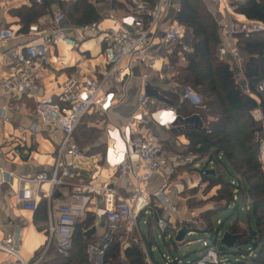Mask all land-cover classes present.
I'll return each mask as SVG.
<instances>
[{
    "label": "built area",
    "instance_id": "1",
    "mask_svg": "<svg viewBox=\"0 0 264 264\" xmlns=\"http://www.w3.org/2000/svg\"><path fill=\"white\" fill-rule=\"evenodd\" d=\"M35 1L41 4L44 0ZM123 1L130 11L112 28L89 26L74 28L70 31L63 25L64 14L56 12L50 31L42 32L39 27L31 26L28 35L34 40L23 46L8 49L2 54L3 64L8 68V74L0 78V95H12L19 98L32 97L37 92L40 76L51 65L49 56L51 48L60 45L77 48L87 32L92 35H102V56L106 70L100 80L96 77L84 83H80L77 78L68 80L63 86V92L58 97L57 103L39 102L31 112L32 132L44 125L53 126L61 133L62 138L55 152L54 167L51 174L41 173L34 178H18L17 186H12L8 194L15 198L23 210L35 213L41 199L36 196V187L45 183L50 184L51 191L45 195L48 208L46 243L34 258L28 261L19 252L18 235L9 234L0 240V253L5 255V259L0 264H43L54 241L58 253L66 255L72 247L75 229L89 218L97 222L104 220L108 225L102 239L87 248L89 264H105L107 252L115 238L122 242L123 247L128 246L127 234L134 230L140 232L141 216L151 215L152 218H156L158 229L165 239L169 238L176 242L178 234L186 232L183 243H178V246L187 245L186 239L193 235L194 228L202 227L199 230L203 232L206 229L202 226L203 219L200 218L199 221L193 219L191 222L193 229H189L184 224L180 229L173 227L177 207L172 203L170 191L176 187L173 185V177L176 175L177 166L192 164L199 171L202 168L194 163V157L183 158L180 155L171 154L147 133L145 129L148 125L147 117L154 101L145 91L149 86L146 80H143V91L138 95L141 113L134 115L129 124L116 126L106 131L108 136L106 162L116 174H119V178L123 180V187L129 191L130 196L124 197L114 187H103L95 183L96 175H94L92 183L84 185L83 193L79 191L63 199L53 197L57 187L75 184L80 170L76 158H81L83 153L74 140V133L82 120L88 114L103 117L113 107L111 96L103 92L104 84L109 80L120 82L132 76L133 67L136 64L147 62L153 67L155 60L152 50L158 40L166 48L180 46L182 50L179 56L182 61H185L186 54L194 52L191 43L186 42L185 27L178 24L175 19L168 18L173 0ZM223 33L230 37L236 34L247 36L261 34L264 33V22L247 18L244 21L230 20L223 26ZM16 36L12 28H1L0 44L8 47ZM37 37L41 38L40 42L36 41ZM218 56L221 61L230 65L234 73H242L243 57L238 48H230L226 38L220 43ZM160 78L166 80L168 77L166 74H161ZM244 91L257 102L258 108L252 116L256 122L261 123L264 132V80L258 84L256 91H252L249 87ZM180 94L183 101L193 106L199 107L204 103L203 96L190 86H182ZM256 138L261 144L260 161L264 164V140L259 132L256 133ZM209 166L207 170H215L214 162H211ZM204 175L207 174L203 169L199 172V181L192 187L204 191L209 185V182L204 181ZM156 176H161L164 183L152 195L148 194L146 188ZM2 179L5 181L4 176ZM232 184L238 185L236 182ZM237 193L238 190H234L235 201ZM90 194H104L106 197V206L93 214L89 212L92 200ZM216 236L218 238V235ZM141 245L144 247L147 264H157L153 258V248L148 250L145 249L144 243L141 242ZM162 257L165 264H182L180 256L163 254ZM189 264H229V262L226 263L222 259L211 240L204 239L202 255Z\"/></svg>",
    "mask_w": 264,
    "mask_h": 264
},
{
    "label": "crops",
    "instance_id": "2",
    "mask_svg": "<svg viewBox=\"0 0 264 264\" xmlns=\"http://www.w3.org/2000/svg\"><path fill=\"white\" fill-rule=\"evenodd\" d=\"M76 1L44 0L43 3L39 4L34 0L33 2L38 5L44 4L47 7V13L31 24L28 30H23L25 25L16 11L23 7L31 8L33 6L32 0H0V29L12 28L17 34L16 39L8 47L0 44V78L8 74V68L3 64L2 54L8 49L23 46L34 40L28 35L31 26L39 27L42 32L50 31L53 26L54 14L56 12L63 14L64 8ZM90 2L97 8L103 18L102 22L93 25L96 28H112L115 23L118 24L119 20L130 11L123 0H111V5L108 7L104 6L105 8H100L103 7L100 4V7H97L99 0H91ZM225 6L227 7V4ZM238 16L246 19L245 16L234 12L230 13L229 18L230 20H235ZM224 17H221L219 21V23L221 22L219 24L221 42L226 38L230 48H237L235 35L230 37L223 33V26L227 23ZM168 18L170 19V17ZM166 23L168 22L166 21ZM63 25L70 31L78 28L66 16ZM101 37L102 35H92L87 32L84 40L79 43L77 48L62 45L51 48L49 51L51 65L40 76L38 90L32 97L24 96L19 98L12 95H0V240L6 238L9 234H17L20 240L19 252L25 260H32L46 243L48 208L46 222L40 220L42 216H39L36 222V213L23 210L17 204L15 198L9 196L8 192L12 186H17L18 178H34L41 173L51 174L54 167L57 144L62 138L61 133L53 126H39L35 132H32L31 112L39 102L54 103L57 101L63 92L64 84L72 78L79 79L80 83H84L94 77L99 80L102 78L106 65L102 56L103 45ZM40 39L37 37L36 41L40 42ZM186 42L190 43L188 34ZM176 47L178 46L166 48L160 40L156 41L152 50V56L155 60L153 67L147 62L136 64L133 67L132 76L126 77L120 82L109 80L104 84L103 92L111 96L113 107L103 117L93 114L96 116V126L101 129L104 128L105 140L100 144L108 145L107 130H111L116 126L127 125L132 122L134 115L141 113L138 95L143 91V80H146L149 86L145 91L154 102H152L150 114L147 117L148 125L145 129L158 145L168 148L173 155H180L185 158L183 154L187 150L189 141L184 136L183 131L193 130L190 128V124L193 122H200L202 127L203 123L197 115L191 118L178 116L173 103L166 96V93L181 96V87L184 86L177 81L178 73L170 64V56ZM184 63L185 61L180 59V64ZM161 74H166L168 78L161 80ZM235 74L236 80L243 90L248 88V81L244 72H236ZM160 96L167 100H160ZM91 115L88 114L85 118L91 117ZM181 119H190L191 121L183 124ZM194 158V163L199 164L202 168L200 171L205 167H210L207 165L202 166V162L206 163L203 158ZM87 159L93 160L92 169L85 170L82 168L81 163L78 162V160L83 162ZM76 161L80 170L76 176L75 184L57 187L53 197L63 199L79 191L83 193L82 190L84 185H86L84 180L86 179L90 181L89 183H92L94 175H96L95 183L103 187H114L124 197L130 196L129 191L123 187V180L106 162L105 156L100 155L89 158L82 155L81 158H76ZM98 163H102V167ZM180 166L195 170L197 176H199L200 171L196 170L192 164L177 166L176 174ZM3 176L5 181L2 179ZM198 181L199 178L191 183L193 185ZM163 183V178L156 176L146 188V192L152 195ZM172 190L170 191V197L174 204L171 194ZM50 191L51 186L48 183L36 187V196L41 198L39 204L42 201L47 202L45 195ZM90 196L92 197L89 205L90 214L106 206L104 194H90ZM107 227L108 225L104 220L94 221V225L88 231V236L95 239L94 242H98L102 239ZM3 260L4 255L0 254V262Z\"/></svg>",
    "mask_w": 264,
    "mask_h": 264
},
{
    "label": "trees",
    "instance_id": "3",
    "mask_svg": "<svg viewBox=\"0 0 264 264\" xmlns=\"http://www.w3.org/2000/svg\"><path fill=\"white\" fill-rule=\"evenodd\" d=\"M33 1L31 8L23 7L16 11L25 25L23 30H28L31 24L47 13L44 4L38 5ZM90 1L77 0L64 8V13L72 24L89 27L102 22L101 14ZM232 7L238 15L264 22V0H239L234 2ZM176 20L185 27L194 52L186 54L185 63L180 64L179 53L182 49L178 46L170 56V64L178 73L177 81L198 91L203 96L204 103L196 107L183 101L178 95L166 93V96L170 98L178 116L191 118L197 115L201 119L203 123L201 130L183 131L189 141L183 155L201 157L206 160L207 166L214 162L216 176L204 175L203 179L209 182L210 188L220 187L215 200L226 203L205 215V218H208V225L204 232L220 234L225 222L215 220L218 213L232 204L238 211L241 198L245 207L251 206V210L246 213L250 216L251 211L253 212L256 231L259 233L254 238L248 229L236 222L228 231L233 235H241V241H256L258 249L250 254L254 255L250 264H264V164L260 161L261 144L256 138V133L259 132L264 140V132L261 123L256 122L252 116L258 108L257 102L238 84L236 74L230 65L220 60L218 56L221 43L220 27L203 1L180 0ZM235 38L237 48L243 57V72L248 86L252 91H256L258 84L264 80V33L249 36L236 34ZM85 119L74 133L75 142L85 157H95L99 154L105 156L107 146L98 143L104 131L96 126V116H92V121L89 122H84ZM163 148L170 152L169 149ZM206 170L207 167L204 168V172ZM225 170L232 178H237V186L225 177ZM234 190H238L236 201ZM35 213L36 222L39 216H42L40 220L46 222L47 202L42 201ZM153 219L154 217L150 221ZM219 221L221 222L218 223ZM93 225L94 221L91 218L79 225L75 229L72 247L68 253L64 255L57 252L58 254L55 253L50 261H44L43 264H89L86 251L95 239L88 236V231ZM141 234L148 248H152V244L143 233ZM216 242L219 243L218 240ZM175 245L178 246V243L175 242ZM53 252L54 250L49 251L48 255H52ZM235 253L240 254L236 251ZM125 262L147 264L145 252L135 241L123 247L122 242L115 238L107 252L105 264Z\"/></svg>",
    "mask_w": 264,
    "mask_h": 264
},
{
    "label": "rangeland",
    "instance_id": "4",
    "mask_svg": "<svg viewBox=\"0 0 264 264\" xmlns=\"http://www.w3.org/2000/svg\"><path fill=\"white\" fill-rule=\"evenodd\" d=\"M203 4L206 6V8L213 14L215 19L217 20L218 24L221 17L226 18L225 20L228 22L230 21L229 15L230 12H234V8L232 7V4L239 0H227L224 2L223 0H202ZM111 0H99V3L97 4V7L103 6L100 8H105L111 5ZM227 4V7L225 6ZM180 5V0H173L172 7L169 9L168 16L171 19L176 20V12L178 11ZM105 6V7H104ZM225 8V9H224ZM65 15V13L63 12ZM236 14V13H235ZM66 16V15H65ZM233 16V15H232ZM178 23V22H177ZM179 24V23H178ZM220 27V25H219ZM102 39V37H101ZM174 51H172V54ZM95 116V115H91ZM91 117H87L84 122L92 121ZM190 128L193 130H201L202 125L200 122H193L190 124ZM104 131V128H102ZM105 136L103 135L101 139L98 141V143H102L105 139ZM98 144V145H99ZM168 149V148H167ZM84 154V153H83ZM85 155V154H84ZM96 155V156H100ZM99 159V158H98ZM183 161V160H182ZM78 162L81 163V166L83 169L88 170L93 168V160L87 159L81 162L78 160ZM99 164V163H98ZM102 163L99 164L100 167H102ZM206 165L205 162H202V166L204 167ZM192 167V166H190ZM225 177L232 182H238L235 178H232L231 175L228 173V171H224ZM198 178L195 170H190L188 167L180 166L178 167V172L174 177L173 185L176 186L171 194L172 199L174 201V204L177 205V212L174 215L173 220V227L176 229H180L182 224L187 226L189 229H193L191 226V222L193 219L195 221H199L200 219H203L204 224L202 226L207 227L208 225V218H205V215L210 212L211 210H215L220 208V206H224L226 203L225 201H217L215 198H217L218 187L210 188V185L207 186V188L202 191L200 188L192 187V183ZM86 182L85 184H90V181L84 180ZM190 182V183H189ZM186 185V186H185ZM238 211L235 210V206L232 204L228 208L220 211L216 217L215 220H221L225 222V225L220 229V234H218V239L215 233L211 232H203L200 231L199 227L194 228V233L192 236H188L186 241L187 245L184 246H176L175 242L171 239H165L160 230L157 226L156 218L153 219L151 222V215L143 216L139 223L140 232L143 233V235L146 237V239L152 244V248L154 250L153 258L157 262V264H165V261L162 257L163 254L170 256L173 254L174 256H180L182 257V264H189L191 262L196 261L200 258L202 255L203 249H204V239H207L208 241L211 240L213 244L216 245V249L218 252L222 254V259L226 263L232 262V263H251L253 255L250 256V254L253 252L252 248L250 247H243L242 252L243 254H236L235 251H228L224 246H222L220 243H217L216 241L220 240L224 234L229 230L230 226L233 225V223H237L238 225L248 229L251 231H256L257 226L255 222V218L253 215V212L251 211L250 216L247 215V208L245 207V204L243 200L240 198ZM251 210V206L249 207ZM212 217V216H211ZM219 221L218 223H220ZM190 222V223H189ZM216 222V221H215ZM138 232L137 230H134L131 233L127 234V241L126 244L132 243V241L137 242L138 245H141V242L146 245L144 240L142 241V234ZM101 236V235H98ZM101 238V237H100ZM99 240V239H98ZM194 242L193 244L189 245L190 243ZM144 250V247H142ZM148 249V246L146 245V248ZM54 250L52 255H48L45 261H50L57 252V246L55 244V241L52 243L50 251ZM1 255H4L0 253ZM5 259V255H4ZM30 261V260H28Z\"/></svg>",
    "mask_w": 264,
    "mask_h": 264
},
{
    "label": "water",
    "instance_id": "5",
    "mask_svg": "<svg viewBox=\"0 0 264 264\" xmlns=\"http://www.w3.org/2000/svg\"><path fill=\"white\" fill-rule=\"evenodd\" d=\"M160 100L166 101L167 99L160 96ZM183 124H186L190 122L191 120H183ZM206 174L209 176H216V170H206ZM257 233L259 231H252L250 232V235L253 236L254 238L257 236ZM186 236V232H180L176 238L177 243H183L184 238ZM241 235H233L229 231H227L224 236L218 241L222 246H224L228 251H236L240 254H242V248L243 247H251L252 251H256L258 249V243L256 241H241ZM231 263V262H229ZM247 264V263H243Z\"/></svg>",
    "mask_w": 264,
    "mask_h": 264
},
{
    "label": "bare ground",
    "instance_id": "6",
    "mask_svg": "<svg viewBox=\"0 0 264 264\" xmlns=\"http://www.w3.org/2000/svg\"><path fill=\"white\" fill-rule=\"evenodd\" d=\"M224 2H226V0H224ZM238 20H242V21H244V20H246L244 17H241V16H238V17H236Z\"/></svg>",
    "mask_w": 264,
    "mask_h": 264
}]
</instances>
